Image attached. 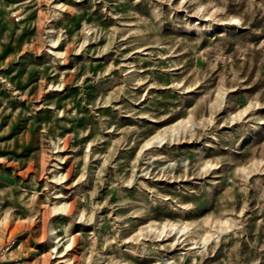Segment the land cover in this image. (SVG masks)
I'll return each instance as SVG.
<instances>
[{"label":"rangeland","instance_id":"374dc122","mask_svg":"<svg viewBox=\"0 0 264 264\" xmlns=\"http://www.w3.org/2000/svg\"><path fill=\"white\" fill-rule=\"evenodd\" d=\"M0 264H264V0H0Z\"/></svg>","mask_w":264,"mask_h":264}]
</instances>
